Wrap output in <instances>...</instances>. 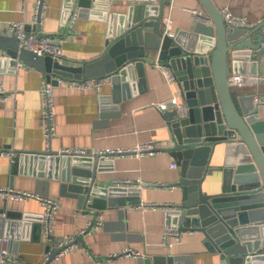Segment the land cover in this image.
Wrapping results in <instances>:
<instances>
[{"label": "crops", "instance_id": "0c3cea01", "mask_svg": "<svg viewBox=\"0 0 264 264\" xmlns=\"http://www.w3.org/2000/svg\"><path fill=\"white\" fill-rule=\"evenodd\" d=\"M77 1L44 0L41 5L42 0H0V34L13 33L11 24L14 22L25 23L28 33L47 36L51 42L62 46V63L78 66L95 60L105 51L108 42L126 27L137 5H149L153 14L150 16L154 19L157 18L154 13L158 15V8H162L159 15L172 20L177 34L200 22L191 11L205 12L199 0H160L156 4L137 0H96L87 12L75 7ZM213 2L220 10L230 11L235 18L246 19L250 28L264 23V0ZM40 10L41 21L38 22ZM74 14L77 15L75 19ZM202 22L210 25V22ZM256 38L254 33L249 40L254 43ZM230 64L231 77L235 76L234 65L243 64V75L249 79L242 87H232L236 98L239 95H251L253 99L256 95L264 96V56L259 59L258 50L237 62L231 58ZM146 66L143 77L134 71L130 87L120 88L117 94L110 79L101 91L76 88L67 82L52 85L55 133L47 140L41 95V86L47 81L45 73L23 63L12 66L8 57L0 52V80L7 94V99L0 103V151L15 154L14 161L0 156V188L51 197L58 203L57 214L50 223L52 238L45 240V206L34 198L6 200L9 210L31 216L29 220H22L25 226L19 242L8 238L10 252L21 263L46 264L52 248L83 235L92 222L88 209L83 207L81 210L77 199L63 196L60 191L66 170L63 159L69 156L58 155L59 152L63 149L133 150L151 143L162 149L170 143L172 136L165 113L176 107L173 101L177 94L175 86L167 81L163 66L156 62ZM254 104L255 117L264 122V104L258 105L255 99ZM50 152L58 156L40 155ZM233 160V151L228 156L222 148L212 157L211 166L222 167ZM173 162L175 159L163 151L116 159L103 157L101 164L105 169L96 173L99 185L128 188L131 192L126 199L135 201L138 198L140 202L127 206L122 219L119 210L124 208L119 205L97 212L96 225L83 237V244L76 243L65 249L51 264H106L107 260L110 264H141L140 261L155 256L180 258L181 261L175 264H226L220 254L210 252L204 246L200 233H182L178 241L169 239L171 246L163 243L164 233L170 230L167 224L169 210L151 209L148 204L170 206L180 203L181 190L166 187L179 179V168H173ZM86 164L87 161H81L80 167ZM127 181L130 184H126ZM4 200L0 197V206ZM4 237L2 235L0 240ZM126 250L137 256L121 255Z\"/></svg>", "mask_w": 264, "mask_h": 264}, {"label": "water", "instance_id": "95a60500", "mask_svg": "<svg viewBox=\"0 0 264 264\" xmlns=\"http://www.w3.org/2000/svg\"><path fill=\"white\" fill-rule=\"evenodd\" d=\"M94 2L78 0L75 7L87 12ZM199 2L210 25L197 22L174 38L162 29L159 15L162 8H158V15L154 13L157 16L154 19L149 5L135 6L126 27L108 42L105 51L95 60L78 66L22 48L15 33L0 34V52L12 66L23 63L44 72L52 85H57L56 79L61 77L77 81L110 79L116 94L120 88L130 87L134 71L143 77L146 65L156 62L168 66L174 75L176 93L188 107L184 115H179L176 108L165 113L172 137L166 147L156 148L170 154L180 172L177 181L166 185L167 189L182 193L180 203L172 205L167 213L169 229L202 234L204 246L220 254L226 264H264V122L255 117L253 96H234L230 64L231 58L237 62L255 50L261 58L264 23L254 29L233 28L228 26L213 0ZM40 15L41 10L38 22ZM254 33L257 38L253 43L249 37ZM233 74H245L243 64H235ZM222 148L228 156L233 151L235 160L227 161L222 167L211 166L212 157ZM46 154L57 155L54 152L40 155ZM68 156L63 159L66 170L60 191L63 196L77 199L79 208L88 209L93 219L83 235L52 248L46 264H51L66 248L83 244V237L96 225L97 212L119 205L124 208L119 210L122 219L127 206L140 202L138 198L126 199L131 192L128 188L99 185L96 173L105 169L101 164L103 157ZM81 161L87 164L80 167ZM30 217L9 210L8 201L4 200L0 206V237L4 235L19 242L25 226L22 220ZM177 261L181 259L155 256L140 262L175 264Z\"/></svg>", "mask_w": 264, "mask_h": 264}, {"label": "built area", "instance_id": "2783aa9c", "mask_svg": "<svg viewBox=\"0 0 264 264\" xmlns=\"http://www.w3.org/2000/svg\"><path fill=\"white\" fill-rule=\"evenodd\" d=\"M123 1H130V0H123ZM139 2H145V3H151L156 4L160 0H137ZM193 15L198 19V21L201 22H210L208 15L203 11H197L193 10L191 11ZM222 12V15L227 21L228 26L236 28V27H250V23L246 19H238L235 18L230 11L227 9L220 10ZM76 14H74V19L76 18ZM162 25L163 30L165 31V34L169 35L170 37H176V32L173 30L172 20L165 16L162 18ZM11 29L13 30V33H15L20 41V46L24 49H28L31 51H34L40 56H51L55 61L62 62L64 51L62 49V46L56 43H53L50 41V38L47 36L38 37L35 34L28 33L26 30L25 23H19L14 22L11 24ZM262 46L264 47V41L262 42ZM264 56V54H263ZM165 77L167 81L171 84H174V75L171 69L167 66H163ZM57 84H60L61 82H67L68 84H71V86H74L76 88H84V89H90L93 88L96 91H101L103 88V84L108 79H102V80H87V81H77V80H69L64 77L57 78ZM249 79L247 76L243 74H238L233 77H231L232 85L235 87H242L246 85ZM41 89V95H42V104H43V114H42V120L45 121L47 124L45 126V135L46 139L50 140L52 136L55 133L54 126H53V115H54V108L55 104H53V95H54V87L51 83L48 81H44L42 84ZM7 99V94L5 89L3 88V83L0 80V103L4 102ZM255 101H257L259 104H264V96L262 95H256L254 98ZM176 103V110L179 113V115H184L186 111L188 110V107L184 101L180 99V96L178 94L175 95L174 100ZM153 152H156V146L154 144H148V145H139L136 148H133V150H123V149H104V150H98V151H86L83 149L77 150V149H63V151L59 152V155H74V156H81V155H87L90 154L94 158L100 156V157H111L113 159H116L118 157H125L128 155H137V156H143L145 154H151ZM0 156H4L7 158H11L12 161L15 160L14 156L15 154L10 151L4 152L0 151ZM173 168H177L176 162L172 163ZM130 181H127L126 184H130ZM0 197L4 198L5 200H15V201H28L30 198L37 199L41 202L43 206H45V216L47 220V224L45 226V232L43 235V238L45 240L52 238V228L50 226V223L55 218L57 214L58 209V203L51 197H42L40 195L31 193V192H23L18 191L14 188H0ZM148 207L151 209H164L169 210L172 209V205H159L156 203L148 204ZM97 226H99V223H97ZM182 236V233L178 230H168L164 233L163 236V243H165L166 246H171L172 243H169V239L172 238L173 241H178ZM72 240H68L60 243V246H64L66 243L70 242ZM1 248H0V264H25L21 263L19 259L10 252L8 243L10 240L8 238H1ZM72 247V246H71ZM69 248V247H68ZM67 249V248H66ZM121 255H135L133 252L126 250ZM116 257V256H115ZM110 260L105 261L106 264L109 263Z\"/></svg>", "mask_w": 264, "mask_h": 264}]
</instances>
